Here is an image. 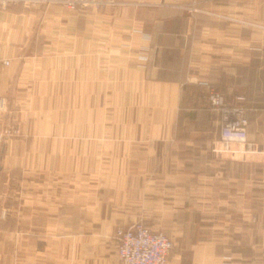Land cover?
Masks as SVG:
<instances>
[{
  "label": "crops",
  "instance_id": "crops-1",
  "mask_svg": "<svg viewBox=\"0 0 264 264\" xmlns=\"http://www.w3.org/2000/svg\"><path fill=\"white\" fill-rule=\"evenodd\" d=\"M124 1L0 7V264H123L138 221L169 264H264V0ZM196 78L246 95L253 151L214 152Z\"/></svg>",
  "mask_w": 264,
  "mask_h": 264
},
{
  "label": "built area",
  "instance_id": "built-area-1",
  "mask_svg": "<svg viewBox=\"0 0 264 264\" xmlns=\"http://www.w3.org/2000/svg\"><path fill=\"white\" fill-rule=\"evenodd\" d=\"M12 0H0L6 5ZM30 3L36 1L51 2L52 0H23ZM105 0H68L73 5L81 3H100ZM65 2V0H58ZM191 14L202 10L198 1L172 3ZM8 63L9 60H6ZM201 84L209 85V98L213 108L221 114L220 141L213 147L220 155L235 156L236 154L253 151V145L248 141V125L250 122L246 96L239 94L233 99H227L214 85L207 80H198ZM0 109H6L5 98H0ZM4 133L0 132V140ZM118 255L123 264H168L169 256L175 247L174 240L163 230H155L143 221H138L128 227L118 228ZM230 264V262H225Z\"/></svg>",
  "mask_w": 264,
  "mask_h": 264
},
{
  "label": "rangeland",
  "instance_id": "rangeland-1",
  "mask_svg": "<svg viewBox=\"0 0 264 264\" xmlns=\"http://www.w3.org/2000/svg\"><path fill=\"white\" fill-rule=\"evenodd\" d=\"M190 2H192V1H190ZM125 3H127V2H125L124 0H105L104 2H100V3L88 2V3H81V4L73 5V4L69 3L68 0H65V2H58V0H52L51 2L36 1L35 3L26 2V1H23V0H12V1H9V3L6 4V5H2L0 3V7L6 8V7L11 6V5H20V6L24 7V8H31V7H34V6H39L40 8H48V7L53 6V5H61V6H64L66 8H69V9L78 8V9H82V10L91 9V10L101 11V10L107 9L110 6H117V5H121V4H125ZM198 7L201 8L200 5H198ZM201 9L204 10L203 8H201ZM258 26L263 27L261 25H258ZM142 50L144 51V49H142ZM6 60H9V59H5L4 60L5 64L10 63V60H9L8 63L6 62ZM1 97L5 98V100H6V109L5 110L0 109V112L4 113V112H6L8 110V100H7V97L5 95H0V98ZM246 101H247V97H246ZM246 101H245V103H246ZM0 132L4 133V137L0 140V143H1V142L6 141L9 138H13V137L17 136L21 132V129H20L19 126L15 125V124H8L7 126H3L0 129ZM155 230H158V229H155ZM117 231H118V229H117ZM118 245H119V241H118ZM175 246H176V242H175ZM117 252H118V250H117ZM168 264H169V260H168Z\"/></svg>",
  "mask_w": 264,
  "mask_h": 264
}]
</instances>
